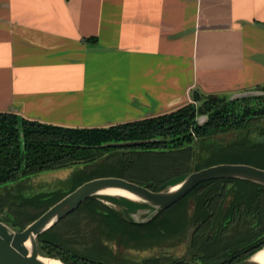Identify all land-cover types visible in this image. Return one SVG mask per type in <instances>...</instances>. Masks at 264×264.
<instances>
[{"label": "crops", "instance_id": "1", "mask_svg": "<svg viewBox=\"0 0 264 264\" xmlns=\"http://www.w3.org/2000/svg\"><path fill=\"white\" fill-rule=\"evenodd\" d=\"M264 86V0H0V113L107 128Z\"/></svg>", "mask_w": 264, "mask_h": 264}, {"label": "trees", "instance_id": "2", "mask_svg": "<svg viewBox=\"0 0 264 264\" xmlns=\"http://www.w3.org/2000/svg\"><path fill=\"white\" fill-rule=\"evenodd\" d=\"M257 89L264 90V86ZM248 99L260 98L206 96L197 105L185 104L169 114L107 128L59 127L1 112V188L40 173L79 164L91 166V170L73 178L72 189L64 196L39 195L23 201L22 208L40 211L35 216L5 219L1 223L20 232L50 206L97 178H121L156 193L178 184L190 173L192 161L193 172L218 164L250 165L264 170V100L256 107L242 106ZM200 118L203 121L199 123ZM254 126L257 128L252 130ZM254 132L259 133V139L251 138ZM231 134L235 135L231 143L212 141ZM193 136L202 142L197 150L190 147ZM139 141L142 143L135 147L109 146ZM140 159L144 163L136 168L135 163ZM97 197L87 199L39 235L38 253L46 257L55 255L62 264H111L101 251V230L107 231L111 240L128 241L137 247L144 240L181 236L188 227L186 211L190 201L194 205L193 221L200 225L193 232L190 249L199 256L201 264H234L264 248V225L260 217L264 210V186L249 181L203 182L171 208L142 223L124 220L118 212L103 206ZM5 203V198L0 197V206ZM70 218L77 221L66 224ZM62 225L66 231L56 233ZM90 225L95 230L81 234ZM73 237L86 240L89 246L77 249L85 243L78 244Z\"/></svg>", "mask_w": 264, "mask_h": 264}, {"label": "rangeland", "instance_id": "3", "mask_svg": "<svg viewBox=\"0 0 264 264\" xmlns=\"http://www.w3.org/2000/svg\"><path fill=\"white\" fill-rule=\"evenodd\" d=\"M241 94H245L247 97H259L258 100L248 99L242 106L248 105L250 107H256L255 105L264 100V90L253 89L246 90ZM203 118L198 119V122H202ZM264 123V122H263ZM257 126L251 128L255 130ZM258 132H254L251 136L252 139H259ZM192 144L194 150H197L198 145H200L199 139L192 137ZM235 139V135H223L215 137L212 141L218 144H228ZM210 141V142H212ZM213 143V142H212ZM189 146V145H188ZM129 152V151H126ZM204 155V154H203ZM144 160L140 159L135 163L136 168L143 165ZM135 168V167H134ZM194 164L190 167V173L193 172ZM91 170L90 165L79 164L77 166H70L61 170L49 171L47 173L36 174L28 179L21 180L18 184H11L0 187V197L5 198L6 203L4 206H0V223L5 221V219L15 220L23 219V217H32L38 214L40 211L31 207H21L22 202L32 199L39 195H58L64 196L72 188L73 178L78 176L81 172H88ZM187 173L186 175L190 174ZM184 176L183 178H185ZM178 179V178H177ZM168 190V188H167ZM98 201L109 209L118 212L124 220L142 223L145 221L146 217L150 213L147 205L142 203H132L130 201H125L123 199H106L100 195H97ZM8 197V198H6ZM14 197V198H13ZM47 197V196H46ZM103 201V202H102ZM106 201V202H105ZM112 204V205H111ZM141 204V205H140ZM188 209L186 211V219L188 221V227L186 231L181 236H174L169 239H159L158 241H147L144 240L140 247L135 246L134 243L124 241L120 242L117 239L108 238L107 231L101 229V234L99 235L101 251L106 254V261L113 264H201L199 256L190 249V241L193 236V232L200 226L198 223L193 221L194 216V205L190 201L188 203ZM79 217V216H78ZM262 224L264 225V210L260 213ZM75 218H70L66 221L67 223L73 224ZM77 221V220H76ZM86 224V222H84ZM3 224V223H2ZM65 224V225H66ZM30 225V224H29ZM204 225V224H203ZM202 225V228H203ZM82 227V225H81ZM12 231H15L10 227ZM95 226L90 225L89 227H84L81 234L90 233L94 231ZM66 231V227L62 225L58 227L56 233ZM98 231V229H97ZM74 238V237H73ZM75 242L85 243V245H79L77 249H82L83 247H88V242L86 240L73 239ZM42 256V255H41ZM45 258H55L60 262V260L55 256ZM62 264V263H61Z\"/></svg>", "mask_w": 264, "mask_h": 264}, {"label": "water", "instance_id": "4", "mask_svg": "<svg viewBox=\"0 0 264 264\" xmlns=\"http://www.w3.org/2000/svg\"><path fill=\"white\" fill-rule=\"evenodd\" d=\"M245 96V94L240 93L230 97V99L245 98ZM192 97L193 102L196 105L199 104L201 97L197 92H193ZM141 143L140 141L124 142L109 144V146L114 148L135 147ZM218 179L249 181L263 187L264 170L250 165L218 164L213 167L203 168L197 172H191L178 184L174 185L173 188L170 187L166 191L156 193L143 186L116 177L97 178L85 182L62 200L50 206L49 210L20 232L12 231L8 225L0 223V264H44L40 261L42 256L38 253L36 238L74 212L81 203L91 197L101 195L104 191L114 189L127 192L136 197L140 203L147 205L148 209L151 210L145 221H143L147 222L155 217L158 212L171 208L198 185L207 181H217ZM27 244H29V248ZM255 254L234 264H258L253 260Z\"/></svg>", "mask_w": 264, "mask_h": 264}, {"label": "bare ground", "instance_id": "5", "mask_svg": "<svg viewBox=\"0 0 264 264\" xmlns=\"http://www.w3.org/2000/svg\"><path fill=\"white\" fill-rule=\"evenodd\" d=\"M173 187L174 186H171V188H173ZM100 196H102L103 198L123 199L125 201L127 200V201H130L132 203H140L139 200L136 197H134L133 195H131L127 192L125 193L123 191L114 190V189L104 191L103 193H101ZM27 247L29 248V244H27ZM253 260H254V262H256L258 264H264V248H262L261 250L256 252V254L253 256ZM40 261L44 264H61L59 261H57L56 259H53V258L49 259V258L41 257Z\"/></svg>", "mask_w": 264, "mask_h": 264}]
</instances>
